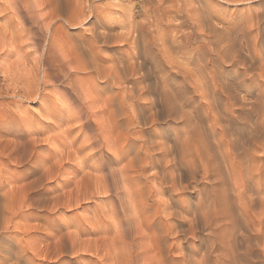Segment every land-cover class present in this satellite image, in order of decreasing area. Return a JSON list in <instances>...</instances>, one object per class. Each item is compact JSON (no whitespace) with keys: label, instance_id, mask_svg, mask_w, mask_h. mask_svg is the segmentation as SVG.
I'll return each mask as SVG.
<instances>
[{"label":"rangeland","instance_id":"1","mask_svg":"<svg viewBox=\"0 0 264 264\" xmlns=\"http://www.w3.org/2000/svg\"><path fill=\"white\" fill-rule=\"evenodd\" d=\"M258 8L246 0H0L3 264H156L152 249L139 250L143 238L132 239L142 223L102 212L132 166L122 154L139 147L132 116L142 125L178 93L212 111L225 100L264 103V68L245 55L249 40L257 50L264 43ZM237 23L247 36L233 31ZM259 85L255 101L241 94L254 98ZM219 123L224 138L216 129V142L204 143L228 177L235 223L255 241L264 233V124L238 136ZM101 153L110 168L90 164Z\"/></svg>","mask_w":264,"mask_h":264},{"label":"clouds","instance_id":"2","mask_svg":"<svg viewBox=\"0 0 264 264\" xmlns=\"http://www.w3.org/2000/svg\"><path fill=\"white\" fill-rule=\"evenodd\" d=\"M246 2L256 3L258 11L264 13V0ZM253 26L259 27V22L254 20ZM233 31L247 36L239 23L233 26ZM246 47L249 51L245 55L257 59L264 68V43L257 50L252 39ZM260 91L259 85L254 98L242 91L241 94L255 101ZM178 95L179 100L160 106L154 118L142 125L137 126L132 116L131 135L134 141H139V147L132 143L122 154L133 158L132 166L124 169L122 181L106 193L113 199L101 202L108 205L102 212L115 216L119 209L123 212L121 220L134 218L142 223V230L131 232L132 239L143 238L139 250L152 249L150 259L156 264H264V233L253 241L234 222L228 177L215 172L212 154L204 143L205 140L216 142V129H220V138H224L221 119L238 136L246 135L258 123L264 124V103L241 106L237 100L233 106L225 100L212 111ZM90 164L107 169L113 161L101 153ZM100 211L93 214L99 215ZM140 216L144 217L142 221ZM96 226L103 230L109 228L102 221ZM3 255L0 251V256ZM23 264H27L26 259ZM122 264L146 262L129 258Z\"/></svg>","mask_w":264,"mask_h":264},{"label":"bare ground","instance_id":"3","mask_svg":"<svg viewBox=\"0 0 264 264\" xmlns=\"http://www.w3.org/2000/svg\"><path fill=\"white\" fill-rule=\"evenodd\" d=\"M199 2H200V1H199ZM63 20H64V19H63ZM132 20H133V19H132ZM182 21H183V20H182ZM191 21H192V20H191ZM191 21H190V22H191ZM180 25H181V24H180ZM197 31H198V30H197ZM246 32H247V31H246ZM153 35H154V34H153ZM256 35H257V34H256ZM95 40H96V39H95ZM239 40H240V39H239ZM203 41H204V40H203ZM132 42H133V41H132ZM236 42H237V41H236ZM243 42H244V41H243ZM255 42H256V41H255ZM246 43H247V42H246ZM115 44H116V43H115ZM203 44H204V43H203ZM244 47H245V46H244ZM208 50H209V49H208ZM65 54H66V53H65ZM172 54H173V53H172ZM169 55H170V54H169ZM33 58H34V57H33ZM230 62H231V61H230ZM179 64H180V63H179ZM180 65H181V64H180ZM12 66H13V65H12ZM77 71H78V70H77ZM118 73H119V72H118ZM194 74H195V73H194ZM196 74H197V73H196ZM165 75H166V74H165ZM251 75H252V74H251ZM257 76H258V75H257ZM256 81H257V80H256ZM164 83H165V82H164ZM186 83H187V82H186ZM186 85H187V84H186ZM211 88H212V87H211ZM207 91H208V90H207ZM74 94H75V93H74ZM191 96H192V95H191ZM213 96H214V95H213ZM201 98H202V97H201ZM232 98H234V97H232ZM169 102H170V101H169ZM171 102H172V101H171ZM230 102H231V101H230ZM208 110H209V109H208ZM142 111H143V110H142ZM144 112H145V111H144ZM80 122H81V121H80ZM98 134H99V133H98ZM224 135H225V134H224ZM254 144H255V143H254ZM25 147H26V146H25ZM16 149H17V148H16ZM16 149H15V150H16ZM220 153H222V152H220ZM95 155H96V154H95ZM98 155H100V154H97V156H98ZM221 155H223V154H221ZM223 156H224V155H223ZM212 157H213V155H212ZM220 157H222V156H220ZM226 157H227V156H226ZM215 158H216V157H215ZM230 158H231V161H230V159H228V160H229L231 163L234 164V162H232V158H233V157H230ZM216 159H217V158H216ZM216 159H215V160H216ZM224 159H225V157H224ZM218 160H219V159H218ZM222 160H223V159H222ZM226 160H227V159H226ZM223 161H224V160H223ZM215 162L218 163L219 161L217 162V160H216ZM215 162H214V163H215ZM225 162H226V161H225ZM227 162H228V161H227ZM227 162H226V164H227ZM228 163H229V162H228ZM233 164H232V165H233ZM217 165H218V167H219L218 171H219V170H222V169H220V166H219L220 164L218 163ZM239 166H240V165H239ZM218 167H217V168H218ZM227 167H229L228 164H227ZM231 167H232V166L230 165L229 169H230ZM112 168H113V167H112ZM232 168H233V167H232ZM239 168H241V166H240ZM116 169H117V168H116ZM229 169H228V170H229ZM112 170H113V169H112ZM112 170H111V171H112ZM117 170H119V169H117ZM216 170H217V169H216ZM233 170H234V169H233ZM239 170H240V169H239ZM111 171H110V172H111ZM114 171H115V170H114ZM121 171L123 172V170H121ZM225 171H227V170H225ZM229 171H230V170H229ZM241 171H242V170H241ZM241 171H239V172H241ZM115 172H117V171H115ZM215 172H216V171H215ZM230 172H231V174H233V171H230ZM111 173L113 174V172H111ZM220 173L223 174L222 171L219 172V174H220ZM248 173H249V172H248ZM118 174H119V173H118ZM123 174H124V173H123ZM123 174H122V175H123ZM108 175H109V174H108ZM116 175H117V174H116ZM116 175H115V176H116ZM229 175H230V174H229ZM240 175H241V174H240ZM248 175H250V174H248ZM248 175H247V176H248ZM110 176H111V175H110ZM113 176H114V175H113ZM113 176H112V177H113ZM222 176H223V175H222ZM112 177H111V178H112ZM116 177H118V176H116ZM111 178H110V179H111ZM120 178H121V177H120ZM242 178H243V177H242ZM248 178H251V175H250V177H248ZM248 178H247V179H248ZM112 179H113V178H112ZM116 180H117V179H116ZM117 181H118V180H117ZM111 182H112V180H111ZM113 182H115V181H113ZM112 184L115 185V183H112ZM243 185H244V184H243ZM243 185H242V186H243ZM243 188H244V187H243ZM237 194H238V196H239V193H237ZM240 194H242V192H241ZM236 196H237V195H236ZM236 196H235V197H236ZM238 196H237V197H238ZM0 197H1V196H0ZM232 197H233V194H232ZM239 197H241V196H239ZM239 197H238V198H239ZM239 199H240V198H239ZM249 199H250V198H249ZM239 201H240V200H239ZM243 201H244V200H243ZM249 201H250V200H249ZM253 203H254V202H253ZM242 205H243V204H242ZM240 206H241V205H240ZM246 207H247V206H246ZM236 208H239V211H241V214H242L243 211H245V210H241V209H240V208H242V207H236ZM247 208H248V207H247ZM244 209H246V208H244ZM232 210H233V209H232ZM235 211H236V210H235ZM236 212H237V211H236ZM244 213L246 214V212H244ZM244 213H243V214H244ZM234 215L237 216L235 213H234ZM235 216H234V217H235ZM242 216H243V215H242ZM242 216H240V217L242 218ZM244 217H245V216H244ZM235 219H236V218H235ZM244 220H245V219H244ZM247 220H248V219H247ZM247 220H246V224H247V222H249V220H248V221H247ZM126 221H127V220H126ZM238 221H239V220H238ZM238 221L236 222L237 224H239ZM260 221H261V220H260ZM234 222H235V221H234ZM244 222H245V221H244ZM252 222H253V221H252ZM263 223H264V221H263ZM241 225H242V224H241ZM251 225H252V224H251ZM261 225H262V224H261ZM261 225L259 224V226H261ZM238 226H239V225H238ZM247 227H249V226L247 225ZM259 228H260V227H259ZM263 228H264V225H263ZM250 229H251V228L249 227V230H250ZM252 229H253V228H252ZM261 229H262V228H261ZM259 231H260V230H259ZM249 232H250V231H249ZM256 232H257V231H256ZM263 232H264V231H263ZM118 233H119V231H118ZM251 233H253V232H251ZM258 233H259V232H258ZM258 233H256V234H258ZM260 233H262V230L260 231ZM256 234H255V235H256ZM250 235H252V234H250ZM126 252H127V251H126ZM5 254H6V253H5Z\"/></svg>","mask_w":264,"mask_h":264}]
</instances>
